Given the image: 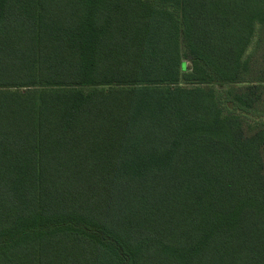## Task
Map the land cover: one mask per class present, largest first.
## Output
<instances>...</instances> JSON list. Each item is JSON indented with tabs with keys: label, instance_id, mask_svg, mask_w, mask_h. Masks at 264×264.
I'll return each instance as SVG.
<instances>
[{
	"label": "trees",
	"instance_id": "16d2710c",
	"mask_svg": "<svg viewBox=\"0 0 264 264\" xmlns=\"http://www.w3.org/2000/svg\"><path fill=\"white\" fill-rule=\"evenodd\" d=\"M257 24L264 0H0V264H264V124L217 94Z\"/></svg>",
	"mask_w": 264,
	"mask_h": 264
},
{
	"label": "rangeland",
	"instance_id": "374dc122",
	"mask_svg": "<svg viewBox=\"0 0 264 264\" xmlns=\"http://www.w3.org/2000/svg\"><path fill=\"white\" fill-rule=\"evenodd\" d=\"M255 33L252 39V43L249 46L248 53L251 54L250 58V68L251 74L242 82L232 85L225 86L223 88L217 87V94L219 100H221V105L225 112H231L240 115L250 127H260V124H264V79H260V73L264 66V24H257L255 28ZM188 67H191V62L184 60ZM259 76V77H258ZM249 85H259L262 87L263 100L259 104L256 110H251V112L240 110L236 107V104L231 101L228 93L232 91V88H245ZM248 127V128H249ZM254 129V128H253Z\"/></svg>",
	"mask_w": 264,
	"mask_h": 264
}]
</instances>
